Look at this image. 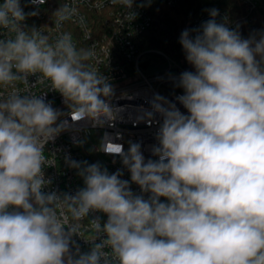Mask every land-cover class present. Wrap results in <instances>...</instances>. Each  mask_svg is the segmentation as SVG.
<instances>
[{"label": "clouds", "instance_id": "1", "mask_svg": "<svg viewBox=\"0 0 264 264\" xmlns=\"http://www.w3.org/2000/svg\"><path fill=\"white\" fill-rule=\"evenodd\" d=\"M43 4L45 0H31ZM132 17L135 0H111ZM75 9L60 6L57 29ZM21 0L0 3V264H264V35L242 39L211 9L196 35L179 43L195 71L180 74L176 99L183 114L157 95L162 117L152 155L140 143H109L121 157L136 195L121 171L69 161L84 187L74 194L44 191L54 156L45 145L64 130L62 113L32 89L48 83L74 121L94 125L116 118L113 86L78 48L69 32L55 39L23 22ZM36 77L30 82L29 77ZM151 117V113L149 114ZM51 157V158H50ZM164 198L166 202H162ZM101 212L107 220H87ZM88 222L92 246L70 249Z\"/></svg>", "mask_w": 264, "mask_h": 264}, {"label": "built area", "instance_id": "2", "mask_svg": "<svg viewBox=\"0 0 264 264\" xmlns=\"http://www.w3.org/2000/svg\"><path fill=\"white\" fill-rule=\"evenodd\" d=\"M183 0H135L129 17L127 10L121 5H113L111 0H45L43 4H33L31 0H21V6L26 13L36 11L37 15L29 16L23 26L30 29L35 27L55 39L58 31L69 32L78 48L93 52L90 63L102 74L108 77L113 86V96L110 105L116 113V118L105 121L102 125H94L90 120L74 121L70 109L65 105L60 93L52 91L48 83L37 84L32 91L45 92L46 101L52 107L61 111L58 123L66 122L64 130L45 145L46 155L55 158V165L45 168V177L51 181L44 191L74 194L84 187L83 178L78 175V169L70 167L69 161L99 163L108 172H122V180H128L132 192L143 195L145 199L150 193H141L138 185L131 182L130 173L122 164L121 157L105 151L106 146H122L126 152L130 143H140L141 151L147 159H158L152 155V148L158 145L156 139L162 117L152 107L154 98L159 95L175 103L185 115L187 110L176 99L183 95V89L177 87L179 76L185 71L194 72V67L175 60L159 49L142 50L139 37L148 30L153 22L150 5L154 3L174 6ZM245 6L247 14L257 8L261 0H238ZM264 1V0H263ZM75 9L73 16L63 22L59 29L54 25V12L63 5ZM218 10L215 17L217 23H225L230 29L239 32L242 39L255 36L257 39L264 35V23L257 24L254 17L249 16L250 23L245 27L241 24L244 14L234 17L228 8L216 6L198 13L189 22L192 35L201 26L212 19L210 10ZM260 18L264 19V14ZM259 18V19H260ZM3 30H0V38ZM156 53L163 61L162 66L153 67L146 73L142 66V58L146 53ZM152 63V62H150ZM35 82L36 77H29ZM6 89H0V95L6 94ZM151 113V117L149 114ZM51 158V157H50ZM162 202H166L161 198ZM99 218L101 223L107 220L101 212L90 213L87 220ZM82 223V234L74 235L72 245L75 253L78 246L81 253L88 252L91 244L88 222Z\"/></svg>", "mask_w": 264, "mask_h": 264}, {"label": "trees", "instance_id": "3", "mask_svg": "<svg viewBox=\"0 0 264 264\" xmlns=\"http://www.w3.org/2000/svg\"><path fill=\"white\" fill-rule=\"evenodd\" d=\"M216 6L228 8L234 17L243 13L244 19L241 24L245 27L250 23L249 16L254 17L253 21L257 24L264 23V19L260 18L264 14L263 0L250 14H247L245 6L238 0H183L174 6L154 3L150 5L153 22L151 27L139 37L140 49L162 50L175 60L188 66L185 53L179 43L181 33L184 30H189L192 35L189 22L193 17ZM162 62L156 53H146L142 58L141 66L146 73H149L153 64L160 67Z\"/></svg>", "mask_w": 264, "mask_h": 264}, {"label": "water", "instance_id": "4", "mask_svg": "<svg viewBox=\"0 0 264 264\" xmlns=\"http://www.w3.org/2000/svg\"><path fill=\"white\" fill-rule=\"evenodd\" d=\"M70 249H71L72 252H74L72 245H70Z\"/></svg>", "mask_w": 264, "mask_h": 264}, {"label": "rangeland", "instance_id": "5", "mask_svg": "<svg viewBox=\"0 0 264 264\" xmlns=\"http://www.w3.org/2000/svg\"><path fill=\"white\" fill-rule=\"evenodd\" d=\"M3 2V0H0V3H2Z\"/></svg>", "mask_w": 264, "mask_h": 264}]
</instances>
